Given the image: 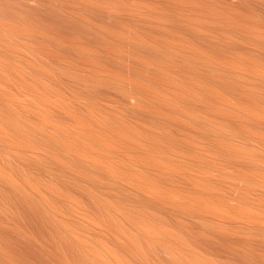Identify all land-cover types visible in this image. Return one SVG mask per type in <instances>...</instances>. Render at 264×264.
Wrapping results in <instances>:
<instances>
[{"label": "bare ground", "instance_id": "1", "mask_svg": "<svg viewBox=\"0 0 264 264\" xmlns=\"http://www.w3.org/2000/svg\"><path fill=\"white\" fill-rule=\"evenodd\" d=\"M0 264H264V0H0Z\"/></svg>", "mask_w": 264, "mask_h": 264}]
</instances>
